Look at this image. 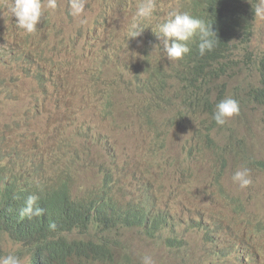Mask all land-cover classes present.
Here are the masks:
<instances>
[{
	"label": "rangeland",
	"instance_id": "374dc122",
	"mask_svg": "<svg viewBox=\"0 0 264 264\" xmlns=\"http://www.w3.org/2000/svg\"><path fill=\"white\" fill-rule=\"evenodd\" d=\"M247 2L253 9L257 0ZM9 3L0 0V179L40 163L34 178L52 188L67 182L78 198L108 179L127 210L131 203L165 219L161 231L134 222L113 230L114 263L142 264L147 255L153 264H264V102L254 93L263 79L264 20L254 19L246 45L230 42L219 74L192 85L185 57L170 62L156 35L169 14L189 12L185 0H155L143 20L134 15L139 0H86L84 25L70 15L69 0H57L32 35L17 29ZM226 96L239 112L220 126L213 113ZM245 168L251 184L240 188L231 179ZM210 224L209 246L200 249ZM176 235L197 249L175 253L169 238ZM79 237L101 242L104 235L91 229ZM0 248L2 257L30 264L28 247L1 227ZM113 262L93 255L71 264Z\"/></svg>",
	"mask_w": 264,
	"mask_h": 264
},
{
	"label": "trees",
	"instance_id": "16d2710c",
	"mask_svg": "<svg viewBox=\"0 0 264 264\" xmlns=\"http://www.w3.org/2000/svg\"><path fill=\"white\" fill-rule=\"evenodd\" d=\"M185 1L188 2L189 13L194 17L205 20L210 26L212 25L213 31L220 40L216 47L212 51L206 52L204 56H200L198 53V40L189 42L190 52L185 55L184 60L189 67V72L188 76H184V78L195 85V81H198L199 77L202 79L207 74H217V71L222 69L225 63L223 59L230 42L234 49L249 42L254 11L247 0ZM241 35L240 44L236 46L239 42L235 43V40ZM259 55L262 56L261 58L258 56V69L263 79L259 90L257 92L254 90V93L259 101L264 102V51ZM5 84L4 82L3 85ZM16 151L13 150L8 153V163ZM40 166V163H36L32 172L27 167V175L24 171L17 170L18 174L15 173L14 178L10 176L0 179V227L15 241L28 247L31 254L30 264H71L93 255H97L104 262L111 259L113 262L112 252L107 246L110 244L108 238L112 235L113 230L131 222L152 231H157L165 225V219L162 216L161 221L155 219L151 222L149 215H146L141 208H135L131 203V210H127V205L112 194L111 184L102 185L100 187L103 188L102 192L97 189L99 193L95 190L89 198L76 197L67 182H61L58 184L59 186L52 188L49 186L50 182L39 176L33 177L37 175ZM33 194L39 197L36 206L43 209L42 214L38 217H21V209L25 207L27 198ZM113 198L114 202H112ZM107 200L108 203H106ZM110 205H113V208ZM110 208L111 210H109ZM99 212L104 213L99 214ZM103 214L104 217H109L110 221L109 218L102 217ZM105 214H109V216ZM100 218L105 220H100ZM107 220L109 224H106L105 221ZM53 224H55V228L52 227ZM66 226L71 228L67 227L65 229ZM91 229H95L98 233L104 235L101 242L91 239L83 240L79 237L80 234L89 235ZM203 230L207 242L204 241L201 248L205 247L211 240L214 227L210 224L208 227H204ZM175 237L173 239L172 237L169 238V242L177 246L175 253L192 252L197 249H187L185 241L177 235ZM0 257H2L1 248ZM113 264H135V262L133 258H129L121 262H113Z\"/></svg>",
	"mask_w": 264,
	"mask_h": 264
},
{
	"label": "clouds",
	"instance_id": "9594fccd",
	"mask_svg": "<svg viewBox=\"0 0 264 264\" xmlns=\"http://www.w3.org/2000/svg\"><path fill=\"white\" fill-rule=\"evenodd\" d=\"M86 0H69L70 15L75 19L79 18L81 25L87 24V18L84 16ZM58 7L57 0H11L7 5V13L11 17H16V27L22 30L26 35L35 34L38 30V23L44 13V9L55 10ZM155 10V0H139L136 6L135 17L143 20L152 16ZM254 18L264 20V0H257L253 5ZM5 17L4 11L2 12ZM138 32L133 37H137ZM157 38L161 41L163 52L166 54L170 62L182 60L186 54L190 52L189 42L198 40L197 48L200 56H204L206 52L212 51L218 41H220L205 20L192 16L188 11L176 12L169 14V18L159 25V34ZM239 112L238 101L226 96L220 100L213 113V119L217 125L223 126L229 119ZM107 184L108 179H106ZM232 182L239 185L240 188H246L251 184L248 170H237L232 175ZM112 187V186H111ZM39 197L35 194L30 195L25 203V207L21 209V217L40 216L43 209L37 207ZM161 221L159 215L151 219ZM55 228V224L52 225ZM148 231H152L148 229ZM160 231V228L157 230ZM0 264H21L20 258L15 255H7L0 257ZM142 264H153L150 256L145 255L142 258Z\"/></svg>",
	"mask_w": 264,
	"mask_h": 264
},
{
	"label": "bare ground",
	"instance_id": "6f19581e",
	"mask_svg": "<svg viewBox=\"0 0 264 264\" xmlns=\"http://www.w3.org/2000/svg\"><path fill=\"white\" fill-rule=\"evenodd\" d=\"M253 16H254V15H253ZM254 19H256V18H254ZM251 21H252V19H251ZM251 24H252V23H251ZM251 24H250V25H251ZM238 30H239V29H238ZM237 32L239 33V31H237ZM240 32H241V31H240ZM245 36H246V35H245ZM254 53H255V52H254ZM261 53H262V52H261ZM262 55H263V54H262ZM262 55H261V56H262ZM255 56H256V55H255ZM255 56H254V57H255ZM259 56H260V55H259ZM261 56H260V58H261ZM249 57H250V56H249ZM256 57H257V56H256ZM250 58H251V57H250ZM262 58H263V57H262ZM254 59H255V58H254ZM246 60H248V59H246ZM255 60H257V59H255ZM258 60H259V59H258ZM249 61H250V59H249ZM252 61H253V60H252ZM252 61H251V62H252ZM243 62H244V61H243ZM257 62H258V61H257ZM257 62H256V63H257ZM260 62H261V61H260ZM240 63H241V62H240ZM249 63H250V62H249ZM238 64H239V63H238ZM238 64H237V65H238ZM241 64L243 65L244 63H241ZM241 64H240V65H241ZM257 64H258V63H257ZM257 64H256V65H257ZM44 65H45V64H44ZM244 65H245V64H244ZM251 65H252V64H251ZM218 66H219V65H218ZM248 66H249V65H248ZM244 67H245V66H242V69H243ZM254 67H255V66H254ZM217 68H218V67H217ZM247 68H248V67H247ZM249 68H250V67H249ZM255 68H256V67H255ZM255 68H254V69H255ZM240 69H241V68H240ZM231 70H233V69H231ZM245 70H246V69H245ZM245 70H244V73H245ZM255 70H256V69H255ZM239 71H240V70H239ZM241 71H242V70H241ZM241 71H240V72H241ZM217 72H218V71H217ZM231 72H232V71H231ZM218 74H219V72H218ZM236 74H238V72H237ZM245 74H246V73H245ZM48 76H49V75H48ZM202 76H203V75H202ZM207 76H208V75H207ZM210 76H211V75H210ZM205 77H206V76H205ZM205 77H203V78H205ZM203 78H202V79H203ZM248 78H249V77H248ZM189 79H191V78H189ZM199 79H201V78H199ZM210 79H211V78H210ZM245 79H246V78H245ZM204 80H205V79H204ZM243 80H244V79H243ZM199 81H200V80H199ZM256 82H257V81L255 80V83H256ZM72 84H73V83H72ZM254 86H255V85H254ZM251 87H252V86H251ZM250 89H251V88H250ZM250 92H251V91H250ZM252 93H253V92H252ZM245 96H247V95H245ZM245 98H246V97H245ZM245 100H247V99H245ZM66 105H67V104H66ZM66 108H67V107H66ZM69 108H70V107H69ZM62 110H63V109H62ZM64 110H65V108H64ZM66 110H67V109H66ZM63 112L65 113V111H63ZM63 112H62V113H63ZM60 114H61V113H60ZM61 116H63V114H62ZM209 120H210V119H209ZM212 120H213V119H212ZM139 123H140V122H139ZM49 134H50V133H49ZM49 136H50V135H49ZM138 141H139V140H138ZM137 143H138V142H137ZM213 147H215V146H213ZM198 149H199V148H198ZM212 149H213V148H212ZM214 149H216V148H214ZM191 151H192V150H191ZM198 151H199V150H198ZM193 152H194V150H193ZM195 153H196V152H195ZM169 154H170V153H169ZM169 154H168V155H169ZM171 154H172V152H171ZM171 154H170V155H171ZM111 155H113V154H111ZM108 157H109V156H108ZM110 158H111V156H110ZM110 158H109V159H110ZM222 160H223V159H222ZM178 161H179V159H178ZM182 161H183V160H182ZM223 161H224V160H223ZM179 162H180V161H179ZM180 163H181V162H180ZM221 163H222V161H221ZM175 164H176V163H175ZM183 164H185V163H183ZM183 164H182V165H183ZM179 165H180V164H179ZM175 166H176V165H175ZM8 167H9V166H8ZM190 167H191V166H190ZM193 168H194V167H193ZM10 170H11V169H10ZM179 171H180V170H179ZM224 172H225V171H224ZM180 173H181V172H180ZM30 174H31V173H30ZM177 174H178V173H177ZM227 174H228V173H227ZM225 175H226V173H225ZM226 176H228V175H226ZM229 176H230V175H229ZM172 177H173V176H172ZM179 177H180V175H179ZM176 178H177V177H176ZM130 179H131V178H130ZM170 179H171V178H170ZM228 179H229V178H228ZM173 180H174V179H173ZM175 180H177V179H175ZM217 180H218V179H217ZM231 180H232V179H231ZM92 181H93V180H92ZM92 181H91V182H92ZM129 181H130V180H129ZM177 181H178V180H177ZM130 182H131V181H130ZM168 182L170 183V181H168ZM168 182H167V183H168ZM211 183H212V182H211ZM91 184H92V183H91ZM96 185H97V183H96ZM193 186H194V185H193ZM195 186H196V185H195ZM195 186H194V187H195ZM91 187H92V186H91ZM198 187H199V186H198ZM223 187H224V186H223ZM95 188H96V187H94V189H95ZM189 188H190V186H189ZM200 188H201V187H200ZM213 188H214V187H213ZM215 188H216V187H215ZM102 189H103V188H102ZM102 189L99 188L98 190H100V191L102 192ZM224 189H226V188H224ZM98 190H97V192L99 193ZM188 191H189V190H188ZM191 191H195V189H193V190H191ZM191 191H190V192H191ZM215 191H216V190H215ZM91 192H92V191H91ZM94 192H95V190H94ZM104 192H105V190H104ZM218 192H219V191H218ZM218 192H215V194L218 193ZM105 193H106V192H105ZM105 193H104V194H105ZM227 193L229 194V192H227ZM90 194H91V193H90ZM104 194H103V195H104ZM197 194H198V193H197ZM199 194H200V193H199ZM218 194H219V193H218ZM92 195H93V194H92ZM100 195H101V194H100ZM105 195H106V194H105ZM105 195H104V196H105ZM194 195H196V194H194ZM101 196H102V195H101ZM217 196H218V195H217ZM111 197H112V196H111ZM132 197H133V196H132ZM107 198H108V197H107ZM241 198H242V197H241ZM102 199H103V197H102ZM104 199H105V198H104ZM205 199H206V198H205ZM202 200H203V198H202ZM237 200H238V198H237ZM247 200H248V199H247ZM130 201H131V200H130ZM206 201H207V200H206ZM206 201H205V203H206ZM208 201H209V200H208ZM248 201H249V200H248ZM248 201H247V202H248ZM110 202H111V201H110ZM112 202H114V198H113V201H112ZM191 202H192V201H191ZM236 202H237V201H236ZM236 202H235V203H236ZM242 202H243V201H242ZM242 202L240 201L239 203H241V205H242ZM249 202H251V200H250ZM106 203H108V200H107ZM196 203H197V202H196ZM209 203H210V202H209ZM243 203H244V204H243L244 207L247 208V207L245 206L246 203H245V202H243ZM206 204H207V203H206ZM206 204H205V206H206ZM248 204L251 205L250 203H248ZM252 204H253V203H252ZM188 205H189V204H188ZM254 205H255V204H254ZM110 206H112V208H113V205H110ZM194 206H195V205H194ZM237 206H238V203H237ZM107 207H108V204H107ZM138 207H139V206H138ZM210 207H211V206H210ZM244 207H243V208H244ZM108 208H109V207H108ZM190 208H191V205H190ZM204 208H205V207H204ZM207 208H208V207H207ZM220 208H221V207H220ZM223 208H225V207H223ZM232 208H233V207H232ZM241 208H242V206H241ZM245 208H244V210H245ZM254 208H255V207H254ZM205 209H206V208H205ZM226 209H227V208H226ZM238 209H239V208H238ZM251 209H252V208H251ZM99 210L102 211L101 209H99ZM109 210H111V208H110ZM112 210H114V209H112ZM137 210H138V209H137ZM217 210H218V209H217ZM222 210H223V209H222ZM224 210H225V209H224ZM132 211H133V210H132ZM194 211L197 212L198 210H194ZM109 212H110V211H109ZM196 212H195V213H196ZM202 212L204 213L203 210H202ZM228 212H229V211H228ZM228 212H227V213H228ZM238 212H239V211H238ZM249 212H250V211H249ZM100 213H101V212H99V214H100ZM102 213H104V212H102ZM102 213H101V214H102ZM130 213H131V212H130ZM136 213H137V212H136ZM245 213H247V212H245ZM128 214H129V213H128ZM223 214H224V213H223ZM229 214H230V213H229ZM235 214H236V213H235ZM249 214H250V213H249ZM105 215H108V216H109V214H105ZM112 215H113V213H112ZM112 215L110 214V216H112ZM136 215H137V214H136ZM225 215H226V214H225ZM232 215H233V212H232ZM228 216H229V215H228ZM228 216H227V217H228ZM238 216H240V215H238ZM248 216H249V215H248ZM248 216H246V217H248ZM251 216H252V214H251ZM102 217H104V214H103ZM104 218H109V217L106 216V217H104ZM111 218H112V217H111ZM159 218H161V217H159ZM200 218H201V217H200ZM215 218H216V217H215ZM242 218H244L243 215H242ZM142 219H143V218H142ZM149 219H150V218H149ZM239 219L241 220V217H240ZM100 220H103V221H104L105 219L100 218ZM157 220H158V219H157ZM191 220H192V219H191ZM103 221H102V222H103ZM109 221H110V218H109ZM109 221H108V220L105 221V222H107L106 224H109ZM243 221H244V220H243ZM188 222H189V221H188ZM111 223H112V222H111ZM186 223H187V222H186ZM70 224H72V223H70ZM70 224H69V225H70ZM102 224H103V223H102ZM106 224H103V225H106ZM114 224H115V223H114ZM191 224H192V223H191ZM70 226H72V225H70ZM70 226H66L65 229H66L67 227H70ZM108 226H109V225H108ZM112 226H116V225H112ZM191 226H192V225H191ZM72 227H73V226H72ZM213 227H214V225H213ZM70 228H71V227H70ZM183 228H184V227H183ZM186 229H187V228H186ZM184 230H185V228H184ZM181 232H182V231H181ZM184 236H185V234H184ZM187 236H188V235H187ZM173 237H175V236H172V239H173ZM209 237H210V236H209ZM175 238H176V237H175ZM198 240H199V239H198ZM208 241H209V240H208ZM205 242H207V240H206ZM204 245H205V244H204ZM207 246H209V244H208ZM202 248H204V247H202ZM202 248H200V249H202ZM207 248H208V247H207ZM207 248H206V249H207ZM200 249H199V250H200ZM200 251H201V250H200ZM204 251H205V250H204ZM198 254H199V252H198ZM196 256H198V255H196ZM199 256H200V255H199ZM199 256H198V259H199ZM202 257H203V256H202ZM196 258H197V257H196ZM194 259H195V258H194ZM202 259H203V258H202ZM199 260H200V259H199ZM195 261H196V260H195ZM203 263H204V261H203Z\"/></svg>",
	"mask_w": 264,
	"mask_h": 264
}]
</instances>
